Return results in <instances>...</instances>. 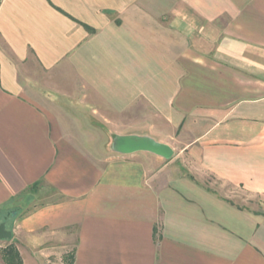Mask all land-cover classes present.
Here are the masks:
<instances>
[{
  "label": "crops",
  "instance_id": "obj_1",
  "mask_svg": "<svg viewBox=\"0 0 264 264\" xmlns=\"http://www.w3.org/2000/svg\"><path fill=\"white\" fill-rule=\"evenodd\" d=\"M2 223L22 264H264V0H0Z\"/></svg>",
  "mask_w": 264,
  "mask_h": 264
},
{
  "label": "water",
  "instance_id": "obj_2",
  "mask_svg": "<svg viewBox=\"0 0 264 264\" xmlns=\"http://www.w3.org/2000/svg\"><path fill=\"white\" fill-rule=\"evenodd\" d=\"M112 151L121 155H130L138 152H146L159 156L165 160H171L175 154L174 150L163 143L156 141L150 136H113ZM16 212H13L15 215ZM12 231L6 223L0 224V241L11 240Z\"/></svg>",
  "mask_w": 264,
  "mask_h": 264
},
{
  "label": "rangeland",
  "instance_id": "obj_3",
  "mask_svg": "<svg viewBox=\"0 0 264 264\" xmlns=\"http://www.w3.org/2000/svg\"><path fill=\"white\" fill-rule=\"evenodd\" d=\"M123 133H126V132H123ZM206 184H207V186L219 187V185L216 184L215 181L212 180V179H208L206 181ZM33 194H37V195L39 194V196L41 195V197L42 196L43 197H49V196L51 197L52 196V191L49 190L48 188H46L45 186H40V187L37 188V190L35 192H33ZM236 201L238 202L239 206H244V207H247V208H256L258 206V204L260 205V201L259 200H256V199L250 200V199L246 198V196H243L242 199H238ZM3 255H4V253L1 252V250H0V264H3V259H2ZM66 261H67V259H65V263H66ZM58 264H59V261H58Z\"/></svg>",
  "mask_w": 264,
  "mask_h": 264
},
{
  "label": "trees",
  "instance_id": "obj_4",
  "mask_svg": "<svg viewBox=\"0 0 264 264\" xmlns=\"http://www.w3.org/2000/svg\"><path fill=\"white\" fill-rule=\"evenodd\" d=\"M92 33L94 32V30L89 29ZM35 187V186H34ZM4 255V261L7 264H22V260L20 257L19 252L17 251V249L11 245L9 247H7L4 251H3Z\"/></svg>",
  "mask_w": 264,
  "mask_h": 264
}]
</instances>
